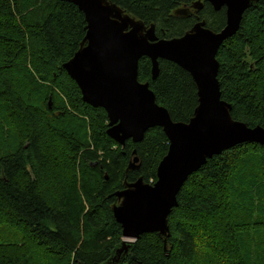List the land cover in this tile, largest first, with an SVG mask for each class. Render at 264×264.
Wrapping results in <instances>:
<instances>
[{
  "label": "trees",
  "instance_id": "1",
  "mask_svg": "<svg viewBox=\"0 0 264 264\" xmlns=\"http://www.w3.org/2000/svg\"><path fill=\"white\" fill-rule=\"evenodd\" d=\"M110 1L154 23L161 38L182 36L199 19L175 13L194 0ZM199 16L214 31L226 25V8L207 1ZM86 25L68 0H0V264H106L123 240L114 193L126 180L155 182L168 153L162 127L121 145L107 133V111L83 101L63 64L79 50ZM217 59L232 117L264 127V0L245 12ZM159 62L153 79L152 60L142 57L139 80L173 120L188 122L197 84L177 63ZM134 155L140 168L128 170ZM178 202L170 237L142 234L123 264H264V145L214 155L187 179ZM7 226L20 232L19 242L3 239Z\"/></svg>",
  "mask_w": 264,
  "mask_h": 264
},
{
  "label": "water",
  "instance_id": "2",
  "mask_svg": "<svg viewBox=\"0 0 264 264\" xmlns=\"http://www.w3.org/2000/svg\"><path fill=\"white\" fill-rule=\"evenodd\" d=\"M68 1L83 11L87 21L86 35L79 50L63 64L80 87L83 101L107 111V133L121 145H125L129 139L141 141L145 132L156 126L163 128L170 141L168 153L159 163L156 182L149 183L140 177L134 182L126 181L125 188L114 193L119 203L113 206V212L122 226L123 240L106 264H123L132 245L142 234L157 232L166 240L170 237L169 216L179 205L178 194L187 179L209 159L238 144L254 142L264 145L263 126L251 127L232 117V105L222 98L218 79L221 64L217 59L222 44L237 33L245 12L257 0H197L191 6L197 11L203 9L204 1L210 2L216 11L226 8L225 27L214 31L207 27L205 20H199L182 36L174 38L159 37L154 23L148 26L110 0ZM175 13L192 15L188 6L180 7ZM133 32L138 37L147 38L146 42L130 46L121 40L122 36ZM192 38H195L206 59L203 87L211 89L213 117L223 129L219 132L210 130L204 121L192 123L200 105L202 86L193 76L198 88L199 104L188 122L173 120L169 110L157 102L150 83L139 80V62L144 56L152 60L153 79L160 73V59L173 61L189 71V60L183 53L191 45ZM129 98L134 99L139 107L166 114V123L148 116L130 121L127 106ZM49 102L52 106V100ZM139 168V158L135 156L129 162L128 170ZM161 178L162 189L153 192L160 185ZM126 204L143 210H125Z\"/></svg>",
  "mask_w": 264,
  "mask_h": 264
},
{
  "label": "snow or ice",
  "instance_id": "3",
  "mask_svg": "<svg viewBox=\"0 0 264 264\" xmlns=\"http://www.w3.org/2000/svg\"><path fill=\"white\" fill-rule=\"evenodd\" d=\"M147 38L138 37L134 32L130 33L126 36H122L121 40L130 46H138L144 44ZM183 55L187 56L189 60L188 70L191 75L196 79V81L201 83V90H200V105L196 110V118L193 119L192 123L195 121H204L206 126L210 130L214 131H222L223 129L216 123L213 117V97L211 89L208 88L207 90L203 87V80L202 77L205 74V64L206 59L204 54L201 52L200 48L195 42V38H192V43ZM128 106V118L130 121H134L135 119L141 117H151L153 119L158 120L160 123H166L167 116L166 114H160L158 112H153L149 110L147 107H139L137 102L134 99L129 98L127 101ZM199 113V115H198ZM194 124V123H193ZM184 131H187L185 129ZM179 134V130L178 133ZM175 138V137H174ZM163 186V179L161 178L160 185L157 186L156 189H153V192H159ZM125 210L129 211H141L143 209L130 207L128 204L125 205Z\"/></svg>",
  "mask_w": 264,
  "mask_h": 264
},
{
  "label": "rangeland",
  "instance_id": "4",
  "mask_svg": "<svg viewBox=\"0 0 264 264\" xmlns=\"http://www.w3.org/2000/svg\"><path fill=\"white\" fill-rule=\"evenodd\" d=\"M195 1V0H194ZM190 8H191V11H194V9L191 7V6H189ZM182 8V7H181ZM196 13H198V12H196ZM198 22V21H197ZM196 22V23H197ZM195 23V24H196ZM194 24V25H195ZM149 26V25H148ZM119 203V201L116 203V204H118ZM1 234H2V237H3V239L6 241V242H19L20 240H21V234H20V232H18V231H15L13 228H11V227H9V226H7V227H5V228H3L2 230H1Z\"/></svg>",
  "mask_w": 264,
  "mask_h": 264
},
{
  "label": "flooded vegetation",
  "instance_id": "5",
  "mask_svg": "<svg viewBox=\"0 0 264 264\" xmlns=\"http://www.w3.org/2000/svg\"><path fill=\"white\" fill-rule=\"evenodd\" d=\"M195 2V1H194ZM194 2H192V4L194 3ZM208 2V1H207ZM210 3V2H209ZM192 4H190L189 6H192ZM205 4H206V1H204V7H205ZM211 4V3H210ZM188 6V7H189ZM203 7V8H204ZM194 9V11H195V13H194V11L192 12V15H195L197 18H199L200 16H199V13L203 10H201V11H199L198 13H196V9L195 8H193Z\"/></svg>",
  "mask_w": 264,
  "mask_h": 264
},
{
  "label": "bare ground",
  "instance_id": "6",
  "mask_svg": "<svg viewBox=\"0 0 264 264\" xmlns=\"http://www.w3.org/2000/svg\"><path fill=\"white\" fill-rule=\"evenodd\" d=\"M126 181H127V180H126ZM126 181H125V182H126ZM129 182H130V181H129ZM132 182H133V181H132Z\"/></svg>",
  "mask_w": 264,
  "mask_h": 264
}]
</instances>
